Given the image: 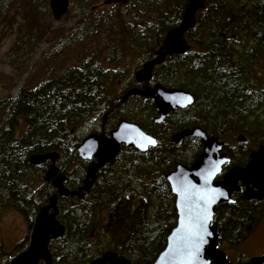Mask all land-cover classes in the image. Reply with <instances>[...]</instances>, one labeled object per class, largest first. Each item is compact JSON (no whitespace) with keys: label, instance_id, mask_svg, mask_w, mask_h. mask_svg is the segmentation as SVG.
I'll use <instances>...</instances> for the list:
<instances>
[{"label":"trees","instance_id":"trees-1","mask_svg":"<svg viewBox=\"0 0 264 264\" xmlns=\"http://www.w3.org/2000/svg\"><path fill=\"white\" fill-rule=\"evenodd\" d=\"M96 1L88 0L82 6V14L66 41L58 39L41 54L43 65L50 57L57 63L54 55L61 57L65 48L69 53L74 50L70 56L78 64L55 76L47 70L37 86L28 88L23 83L14 96L0 99V210L19 211L29 228L50 196L51 187L43 184L31 189L30 173L34 169L45 171L46 164L32 165L30 156L58 152L56 162L67 175L68 188L77 189L88 160L77 155L79 140L75 131L101 103L120 106L112 91L119 74L116 63L108 60L110 68L104 67L98 56L102 26L109 27L102 48L116 47L118 51L126 47L139 52L143 60L149 59L162 44L165 32L180 23L189 2L127 0L125 13L108 11L101 15L88 9L89 3ZM46 3L0 0V17L13 6L14 10L27 8L23 35L14 49L22 51L21 65L28 63L48 32L39 23L46 13ZM185 37L190 49L181 55L166 56L155 65L151 81L190 91L193 103L170 112L163 123L157 124L153 121V100L130 97L134 104L132 116L118 112L116 122L122 118L137 123L157 139V145L146 151L122 146L116 158L98 171L82 199L59 198L57 219L64 226V234L49 242L54 264H89L104 251L115 252L133 264L153 262L176 223L175 197L165 174L176 163L190 165L201 151L200 140L195 137L184 139L180 145L170 143L173 132L199 126L219 140L236 130L247 135L237 145L239 150H229L224 143L230 155L238 151L246 156L264 145V128L255 116L264 108V89L258 87L255 77L264 75V0H206L204 8L196 12L195 26L185 32ZM145 110L149 120L135 119ZM162 126L167 127L165 133L154 130ZM255 134L260 136L254 138ZM185 147L191 152L190 158L184 155ZM252 212L248 202L216 209L214 224L230 247L245 239L250 226L244 220L252 218ZM25 248L22 242L16 245L18 252ZM246 261L240 256L237 263Z\"/></svg>","mask_w":264,"mask_h":264},{"label":"water","instance_id":"water-1","mask_svg":"<svg viewBox=\"0 0 264 264\" xmlns=\"http://www.w3.org/2000/svg\"><path fill=\"white\" fill-rule=\"evenodd\" d=\"M206 0H189L184 9L180 23L168 29L162 44L154 50V56L143 63L135 71L137 83L145 82L143 89L131 88L122 96L123 102L128 96L139 95L145 99H153L156 116L153 121L163 123L170 112L185 108L194 101L190 91L180 88H166L161 84L152 87L147 85L151 79L155 65L161 64L166 56L181 55L191 45L185 38V32L196 24V12L204 8ZM127 0H104L103 4ZM53 19H60L68 11V0H48ZM105 135L89 134L77 145L79 158L93 160L86 167V174L77 189L65 186L66 176L59 171L56 151L32 154L29 161L32 165L48 162L43 174V183L51 182L55 192L47 202L39 208L34 216L29 233L27 247L11 258L9 264H54L48 249L49 242L59 239L64 234V226L58 221V197H76L82 199L96 180L98 171L111 163L120 152L122 146L134 147L146 151L157 145V139L143 130L137 123L125 119L119 120L117 126ZM195 137L200 140L201 152L190 165L176 163L174 168L165 174L170 189L175 197L176 223L166 236L164 248L157 254L151 264H239L230 262L224 251L217 247L219 235L213 225L214 206L221 202H231V193L237 190L235 185L242 181L245 185L246 199H262L264 197V145L250 151V158L244 167L233 166L224 172L220 181L214 177L228 161L223 151V142L215 136H209L199 126L182 128L169 136V142L180 145L185 138ZM154 143H149V141ZM238 142L245 137L238 135ZM210 216V219L207 217ZM207 219L206 223H202ZM198 230V237L193 233ZM193 243L199 245L198 251H192ZM89 264H133L127 258L120 257L112 251H104L92 259ZM243 264H264V254L254 256Z\"/></svg>","mask_w":264,"mask_h":264},{"label":"rangeland","instance_id":"rangeland-1","mask_svg":"<svg viewBox=\"0 0 264 264\" xmlns=\"http://www.w3.org/2000/svg\"><path fill=\"white\" fill-rule=\"evenodd\" d=\"M88 0H69V9L67 13L62 16V18L55 20L53 19L49 7L48 0L46 3V13L39 19L40 24L43 25V29L48 28V32L43 39L39 49H36L31 55L27 64H20L19 58L21 57V50H14L18 44V41L22 38V26L25 24L24 16L27 15V8L21 6L17 10H14V6L7 12L6 15L0 17V99L6 97L7 95L14 96L16 91L23 86V83L28 88H33L37 86L45 77V72L50 71L51 75L55 76L58 73L66 70L72 64L76 63L75 57H71V51H67L65 48L61 57L59 55H54L57 59L55 63L54 59L48 58V62H44L42 65L43 49H47L56 44L57 40L61 38L62 41H66L70 37V29L73 28L74 24L78 22L79 16L82 14L81 8ZM103 0H98L94 3H89L88 9L94 10L101 15H105L108 11H123L126 12V6L124 5H107L102 3ZM107 25H103L101 32V49L99 51V60L103 61L104 67L110 66L106 63L108 60H112L116 63L117 70L119 71L118 76L114 79L112 84V91L115 94V99L120 101L123 95L122 88L126 84H131L134 82L133 73L136 69L140 68L143 63V58L139 52H132L129 48L124 47L116 51V47L108 48L103 47L105 44V31L107 30ZM33 29L36 27L34 21H32ZM109 28V27H108ZM186 38V37H185ZM187 39V38H186ZM66 46V43L63 46ZM68 54V55H67ZM67 55V57H66ZM117 56H120L119 59ZM113 66V68H116ZM256 84L259 88L264 89V75H255ZM130 97V96H129ZM133 98H126L120 106L119 109H115L114 121L116 122V116L119 114H124L125 112L129 117L133 114ZM110 104V103H109ZM111 106V105H110ZM259 117L261 126L264 128V108L262 107L255 116ZM102 114L99 116V120ZM135 119L149 120V116L146 113L140 111L135 115ZM237 128V127H236ZM157 132L165 133L167 127H157L154 128ZM84 133L88 130L84 129ZM80 128L75 131V136L79 140L83 134ZM243 135L247 139V135L236 131L231 132L226 138H222L223 143H226L229 150H239L241 147L237 146L236 137L238 135ZM260 134H255L254 138L259 137ZM250 140V139H249ZM247 142V140H246ZM253 144V140L249 141ZM225 149V150H228ZM184 155L187 158L191 157V152L188 147L184 149ZM47 165V164H46ZM57 165V164H56ZM44 171L40 169H34L30 173V179L33 184L31 189L36 190L42 185ZM45 185V184H44ZM49 185V184H46ZM50 195L53 190L48 187ZM34 218V217H33ZM30 229L23 215L13 209V208H3L0 210V264H5V261L11 260L17 254L16 245L22 242V245L26 247L29 241ZM96 247H93L94 250ZM220 249H222L230 262H237L240 256L245 258H251L254 256H260L264 254V220H261L254 228L253 232L243 241L235 246H229V243L225 241L221 242ZM43 264V262H40Z\"/></svg>","mask_w":264,"mask_h":264},{"label":"flooded vegetation","instance_id":"flooded-vegetation-1","mask_svg":"<svg viewBox=\"0 0 264 264\" xmlns=\"http://www.w3.org/2000/svg\"><path fill=\"white\" fill-rule=\"evenodd\" d=\"M104 1V0H103ZM102 1V3H103ZM127 3V2H126ZM113 4H117L118 6L119 5H125V4H122L121 2H112V3H109L107 5H113ZM48 7H49V3H48ZM68 9H69V0H68ZM50 10V8H49ZM51 13V12H50ZM62 18V17H61ZM159 47V46H158ZM157 47V48H158ZM154 56V54H153ZM152 56V57H153ZM151 57V58H152ZM149 58V59H151ZM149 59H145L143 61L146 62L147 60ZM142 63V65H143ZM141 65V67H142ZM140 67V68H141ZM138 68V69H140ZM136 69V70H138ZM135 70V71H136ZM134 71V73H135ZM153 72V71H152ZM134 73H133V80L134 82H131V84H126L124 85V87L121 89L122 92H123V95H125L131 88L133 87H137L139 88L140 90L143 89V86L145 84V82H141V83H137L135 77H134ZM152 80V75H151V79L147 82V85L149 87H152L154 86L155 84H159V83H156V82H153L151 81ZM122 95V96H123ZM121 96V98H122ZM137 97H141L139 95H136ZM131 97V96H130ZM129 96L127 97L130 98ZM121 98H120V101H119V104H121ZM153 100V99H152ZM153 105H154V101H153ZM115 109L116 107L114 106H110V104H107L105 102L101 103L97 108L96 110H94L88 117L87 119H85L79 126V128L81 129V131H83L84 129H87L88 132L87 133H84L83 131V134L81 136V138L79 139V141L84 138L85 136L89 135V134H97V135H105L106 137H109V133L111 130H113L119 120L115 123H113L114 121V112H115ZM100 114H102V116L100 117V120H99V116ZM157 114V113H156ZM156 116V115H155ZM171 135V134H170ZM169 135V136H170ZM184 140V139H183ZM222 141V140H220ZM237 141V140H236ZM223 142V141H222ZM244 142V141H243ZM237 145H239L241 142H236ZM121 149V148H120ZM223 151L226 153L227 157H228V161L226 163L223 164V166L221 167V170L220 172L214 177L213 181L216 182V181H220L222 179V176L224 174V172L228 171L229 169H231L233 166H239V167H244L249 158H250V152L246 155V156H243L242 154H240L238 151L236 153H234L233 155H230L225 149H224V144H223ZM201 152V151H200ZM200 154V153H199ZM198 154V156H199ZM197 156V158H198ZM196 158V159H197ZM93 160L92 159H89L88 160V163L87 165ZM44 164H48V162L44 163ZM58 166V165H57ZM59 167V166H58ZM59 171H60V168H59ZM62 172V171H61ZM64 173V172H63ZM65 174V173H64ZM86 174V172H85ZM66 176V182H65V186L68 187V183H67V175L65 174ZM85 177V175H84ZM83 177V179H84ZM82 179V181H83ZM43 183V181H42ZM43 184H50L51 185V182H47V183H43ZM82 185V184H81ZM237 186V190L233 191L231 193V199L232 201L231 202H221V203H218L214 206V217H213V225L215 226L214 224V218H215V215H216V209L219 208V207H225V206H228L230 204L232 205H236V204H241V203H244V202H248L249 204H251V207L253 209V212L251 213L252 215V218H245L244 220V223H249V228H248V233L245 234V239L253 232L255 226L261 221V220H264V197L262 199H246L244 197V191H245V188H246V185L240 180L238 181L236 184ZM53 192H55V189L52 187H50ZM89 192V191H88ZM87 193V192H85ZM85 195V194H84ZM65 198H68V197H65ZM69 198H74V197H69ZM75 199V198H74ZM58 202H59V197H58V201H57V205H58ZM242 219V217L240 218ZM216 227V226H215ZM217 231V229H216ZM218 233V232H217ZM219 235V234H218ZM244 239V240H245ZM225 241L224 239H221L220 235H219V242H218V245L217 247L220 249V244L221 242ZM226 243H228V241H225ZM222 250V249H221ZM223 251V250H222ZM249 258H247L248 260ZM247 262V261H246Z\"/></svg>","mask_w":264,"mask_h":264},{"label":"snow or ice","instance_id":"snow-or-ice-1","mask_svg":"<svg viewBox=\"0 0 264 264\" xmlns=\"http://www.w3.org/2000/svg\"><path fill=\"white\" fill-rule=\"evenodd\" d=\"M149 143H154V141H151L150 140ZM207 219H210V216L207 217ZM207 219L203 220L202 223H206L207 222ZM198 235H199L198 230L193 233V236L194 237H198ZM198 249H199V245L196 244V243H193L192 250L188 254L191 255L192 254V251H198Z\"/></svg>","mask_w":264,"mask_h":264},{"label":"bare ground","instance_id":"bare-ground-1","mask_svg":"<svg viewBox=\"0 0 264 264\" xmlns=\"http://www.w3.org/2000/svg\"><path fill=\"white\" fill-rule=\"evenodd\" d=\"M79 142H80V141H79ZM79 142H78V143H79Z\"/></svg>","mask_w":264,"mask_h":264}]
</instances>
